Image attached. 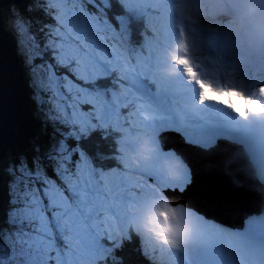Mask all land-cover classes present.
<instances>
[{"label": "snow or ice", "instance_id": "obj_1", "mask_svg": "<svg viewBox=\"0 0 264 264\" xmlns=\"http://www.w3.org/2000/svg\"><path fill=\"white\" fill-rule=\"evenodd\" d=\"M247 8L244 0L0 6L28 111L26 121L0 114V264H264V56L217 43ZM249 19L264 20V4ZM145 139L152 150L141 153ZM184 150L211 157L202 174L250 195L242 229L180 198L196 189L215 202ZM165 198L188 205L173 211L174 224L190 225L174 240L160 235L158 219L145 221Z\"/></svg>", "mask_w": 264, "mask_h": 264}, {"label": "water", "instance_id": "obj_2", "mask_svg": "<svg viewBox=\"0 0 264 264\" xmlns=\"http://www.w3.org/2000/svg\"><path fill=\"white\" fill-rule=\"evenodd\" d=\"M8 0H0V6L7 5ZM0 114L11 121H26L28 111L25 97L23 69L15 55V44L11 35L0 24ZM183 154L192 167L196 184H212L215 188V202L202 197L196 189L181 196L190 201L191 205L208 218L230 224L242 229L248 204L251 197L248 194L234 193L228 187V182L222 175H204L202 165L211 157L197 154L195 150H184ZM225 205H229L226 207Z\"/></svg>", "mask_w": 264, "mask_h": 264}, {"label": "clouds", "instance_id": "obj_3", "mask_svg": "<svg viewBox=\"0 0 264 264\" xmlns=\"http://www.w3.org/2000/svg\"><path fill=\"white\" fill-rule=\"evenodd\" d=\"M209 3L215 2V0H207ZM248 5L246 9V15L243 18H236L234 30L225 29L222 35L217 40V43L225 48L240 49L246 54L252 55L253 57L264 56V20L257 19L255 22H250L256 11L257 6L264 4V0H244ZM231 22V18L230 21ZM179 41H177L178 51ZM182 55V53H180ZM173 67H180V65L173 64ZM211 95V93H209ZM220 100L224 101L226 98L221 96ZM236 106L239 108L241 101L235 100ZM141 153L151 151L152 146L148 140H142L138 146ZM170 163L176 167H183V161L178 157L174 156ZM167 206L161 204L158 208H154L152 211L146 213L145 221L151 226L153 219L156 218L160 221V227L157 231L162 237L169 240H174L180 233H187L190 231V225H176L172 221L173 211L184 209L188 210L187 202L176 201L175 203L168 198ZM171 209V211H170Z\"/></svg>", "mask_w": 264, "mask_h": 264}, {"label": "trees", "instance_id": "obj_4", "mask_svg": "<svg viewBox=\"0 0 264 264\" xmlns=\"http://www.w3.org/2000/svg\"><path fill=\"white\" fill-rule=\"evenodd\" d=\"M5 11H6V9H5Z\"/></svg>", "mask_w": 264, "mask_h": 264}, {"label": "rangeland", "instance_id": "obj_5", "mask_svg": "<svg viewBox=\"0 0 264 264\" xmlns=\"http://www.w3.org/2000/svg\"><path fill=\"white\" fill-rule=\"evenodd\" d=\"M238 230V229H237Z\"/></svg>", "mask_w": 264, "mask_h": 264}]
</instances>
